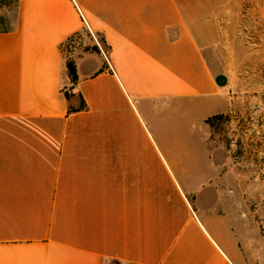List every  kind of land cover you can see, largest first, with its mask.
I'll return each instance as SVG.
<instances>
[{
  "label": "crops",
  "instance_id": "0c3cea01",
  "mask_svg": "<svg viewBox=\"0 0 264 264\" xmlns=\"http://www.w3.org/2000/svg\"><path fill=\"white\" fill-rule=\"evenodd\" d=\"M239 1H19L0 33V264H242L206 122L231 110ZM84 30L100 52L71 55L87 108L69 114L63 48Z\"/></svg>",
  "mask_w": 264,
  "mask_h": 264
},
{
  "label": "rangeland",
  "instance_id": "374dc122",
  "mask_svg": "<svg viewBox=\"0 0 264 264\" xmlns=\"http://www.w3.org/2000/svg\"><path fill=\"white\" fill-rule=\"evenodd\" d=\"M238 3L224 11L221 23L232 106L213 125L207 123V141L223 151L229 181L214 210L228 218L242 264H264V0ZM2 13L13 21L16 11L3 7ZM90 40L84 33L65 54Z\"/></svg>",
  "mask_w": 264,
  "mask_h": 264
},
{
  "label": "trees",
  "instance_id": "16d2710c",
  "mask_svg": "<svg viewBox=\"0 0 264 264\" xmlns=\"http://www.w3.org/2000/svg\"><path fill=\"white\" fill-rule=\"evenodd\" d=\"M19 1L20 0H0V33H8V32L13 31L15 28V18L13 21H11L4 13H2V8L3 7L14 8L15 11H17ZM15 17H16V14H15ZM84 33H87V35L90 36V33L87 32L86 30H84V31L76 33L75 35L70 37L69 40L64 45V48H63L64 53H65V51L69 52V49L73 47L72 45H74L77 40H80ZM97 37L99 38V42L101 43V45L104 46V44H105L104 38H102L99 34L97 35ZM81 46H82V44H81ZM83 48H84V51L92 49L96 52H100L98 45H94L91 48L88 46L83 47ZM71 55H72V53H70L69 56L66 55V58H67L66 69H67V73L69 76L70 83H69V85L63 86L64 94L66 96V99L69 102V107H68V113L69 114L77 113V112L83 111L87 108L86 102L83 99V97H81V102H80V105L78 107H75L70 103L72 97L76 95L74 90H75V86H76L78 79H79L78 73H77L76 62L71 57ZM220 116L221 115H217V116H214L212 118H209L206 122L210 125H213V122L217 118H219Z\"/></svg>",
  "mask_w": 264,
  "mask_h": 264
}]
</instances>
